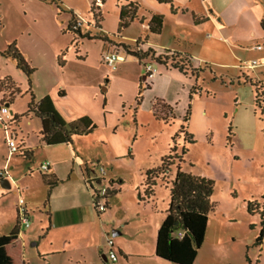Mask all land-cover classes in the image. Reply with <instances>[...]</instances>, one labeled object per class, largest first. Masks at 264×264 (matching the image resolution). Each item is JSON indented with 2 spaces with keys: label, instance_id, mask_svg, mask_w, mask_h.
Segmentation results:
<instances>
[{
  "label": "rangeland",
  "instance_id": "rangeland-1",
  "mask_svg": "<svg viewBox=\"0 0 264 264\" xmlns=\"http://www.w3.org/2000/svg\"><path fill=\"white\" fill-rule=\"evenodd\" d=\"M138 1H142L144 6L139 8L143 11L165 13L161 33L150 34V37L161 44L169 43L187 51L192 55L194 67H200L201 71L193 72L187 67L186 73L189 75L182 77H178L177 73L162 72L161 78L155 81V88L143 92V103L136 106L137 83L145 74L144 65L127 56L121 48L119 53L126 58L125 62L116 63L112 68L102 61V55L108 51L104 50V40L83 38L68 29L72 13L84 21L85 29L88 28L86 23L94 25L90 0H0V77L11 76L20 89L8 108L22 110L30 101L27 76L16 67L15 60L1 54L14 42L34 69L30 77L33 95L38 97L51 91L57 95L56 100H60L58 91L63 90L64 102L77 105L78 113L87 115L95 125L89 134L74 137L72 146H79L82 154L79 155L87 161L90 169H95L97 173L100 167L104 168L101 185L109 186L110 175H117L123 181L122 190L113 194L108 208L100 212V217L108 220L111 227L115 224L121 226V234L112 236L113 230H110L109 238L119 240L128 250L134 248L129 244V238L133 235L149 241L148 234L154 229L156 218L161 219L158 224L164 218L168 189L158 183L151 201L146 203L139 200L138 193L142 194L145 172L157 167L173 146L175 151L171 153L174 154L172 156H179L185 147V162L181 163L183 170L213 181L211 200L215 204L193 264H264V237L257 241L261 222L264 221V122L254 102L256 77L264 69L255 68L253 73L251 70L241 73L233 67L238 60L233 58L228 43L210 23L200 21L192 26L190 12L175 14L172 7L155 0ZM217 1L222 7L223 0ZM102 6L103 22L99 21V25L102 23L109 32L117 31V0H105ZM77 7L79 13L73 12ZM188 7L203 14L206 12L201 0H189ZM140 27L137 22L125 33L132 36L143 31ZM257 41L260 43V40ZM238 55L240 62L255 59L260 63L264 50L243 48ZM149 63L156 68L160 66L153 60ZM194 73H197V77L193 76ZM148 82L150 79L145 77L143 83L148 85ZM193 85H196L198 92L192 94L189 100ZM7 94L5 99L10 98ZM162 95L172 101L174 118L173 113L159 103L156 111L150 108L151 99ZM3 97L4 92L0 91V101ZM188 105V120L184 122ZM28 119L31 124L27 126ZM23 120L30 130L36 129L40 122L33 115L23 117ZM14 124L12 122L8 126L10 132L15 128ZM182 125L192 134L193 143L186 142L183 134L179 133ZM30 130H27L30 144L39 146L38 133ZM40 146L61 147L38 150L30 163L16 155L10 161L13 168L8 170L11 179L21 184V194L13 193V188L4 189L0 184L4 190V194L0 195V234L9 232L14 224L17 198L21 196L30 203V227L20 229L26 237L25 264H52L51 257L47 258L49 262L42 261L37 254L38 248L43 250L52 241V232L47 235L52 229L48 230L47 219L52 196L49 204L46 203L47 190L42 195L39 172L35 170L31 174L28 167L31 164L37 168L44 161L43 152L52 150V157L57 158L65 155L62 146L66 145ZM7 149L0 128V166L8 153ZM169 161L175 164L178 159L173 157ZM174 164L163 178L172 177ZM46 172L48 170H43V173ZM63 186L65 188L59 187V190L64 191L69 185ZM249 202L252 213L247 210ZM146 209L152 210V213ZM124 219L127 222H123ZM151 244V260L141 261L132 256L129 264H172L157 258L154 253L155 240ZM144 248L148 250V246Z\"/></svg>",
  "mask_w": 264,
  "mask_h": 264
},
{
  "label": "crops",
  "instance_id": "crops-1",
  "mask_svg": "<svg viewBox=\"0 0 264 264\" xmlns=\"http://www.w3.org/2000/svg\"><path fill=\"white\" fill-rule=\"evenodd\" d=\"M132 2H136L139 4V7L142 5L141 2L138 0H128ZM157 1V0H155ZM171 3H160L166 4L167 6L172 7L173 13L175 14L179 12L188 13L190 12V20L192 26L197 25V22H205L210 23L214 29L218 32L217 34L221 35L222 39L228 43V46L231 49V53L234 59L238 60V63H234L232 66L237 68L242 72H247L251 70V73L255 70V68L264 69V55H262L263 61L258 63L255 59H251L256 61V66L254 67H243L242 64L244 62H240L239 53L242 52L243 48H247L249 50H256V51H263L264 50V28L261 25L262 19H264V0H223L222 7L221 4L218 3L217 0H201L204 3V7H206V12L203 14L202 12H198L193 9H189L188 2L189 0H181L175 2V0H170ZM158 2V1H157ZM159 3V2H158ZM170 4V5H169ZM219 4V6H218ZM104 6H102L103 8ZM255 10H254V9ZM79 8L77 7L73 12L79 13ZM119 13V10H118ZM162 14L165 18V13L163 11H152L150 10L147 12L146 10L143 11L138 8L137 16L138 18H144L143 23L139 22V19L134 20L126 29H124L119 35L116 34V31L109 32L105 27H103L102 23H100V27L95 28L93 25H89L86 23V26L89 28L85 29L83 24L80 27V32L82 35H89L93 36H105L107 41L105 40L103 44L104 50L108 49V51H115L122 57L116 63L125 62V57H123L119 53L118 47L119 43H133L136 40H139L141 43L139 44V48L142 50H146L147 48H151L155 55L168 53V51H176L181 53H188L187 51H183L182 49H177L174 45L169 43L161 44L156 42L153 37L147 31V24L146 19H148L151 14ZM104 18V17H103ZM198 20V21H194ZM103 22V21H102ZM139 23L141 26L140 28L143 31L139 33H135L132 36L126 35V30L129 27L135 25V23ZM200 24V23H199ZM163 28V25H162ZM95 30L96 32H92ZM146 36V39H144ZM183 36V35H182ZM85 38V37H83ZM80 38V39H83ZM250 41V43H248ZM257 40H260L258 43ZM114 42V43H112ZM244 44V45H243ZM246 46V47H243ZM115 48H118L117 50ZM103 50V51H104ZM190 54V53H188ZM190 56H192L190 54ZM195 54H193V57ZM134 59V58H133ZM136 61V59H135ZM150 62V59H144L143 63ZM249 62V61H247ZM141 65V64H140ZM192 67H194L193 62H191ZM254 69V70H253ZM158 73H156L153 77H151L150 82H148V88H146L143 92H150L155 88V81L161 78L162 74H176L178 77H182L184 75L189 74H182L177 69L159 66L157 68ZM253 70V71H252ZM163 72V73H162ZM162 73V74H161ZM261 73V72H260ZM259 74V73H258ZM243 77L249 78L247 75H242ZM4 77H9L13 81L14 79L11 76H2L0 79ZM140 77V76H139ZM186 77V76H185ZM145 74L141 76L140 81L144 82ZM257 84L261 85L264 88V70L262 71L261 75L257 77ZM139 81V82H140ZM148 81V80H146ZM139 82L137 84H139ZM100 88V85L98 86ZM138 88V85H137ZM137 93V92H136ZM58 95L60 100H56V94L50 91V93H42L38 97H35V100L38 101L39 99L43 98L44 96H49L54 108L56 111L61 115V117L70 122L74 121L84 115L83 113H78V106L75 104H68L65 98V92L63 90L58 91ZM65 100H63V99ZM155 99H162L167 104L173 105L172 101L169 98H165L162 96H155L150 101V108L153 109V103ZM14 97L8 102V99H5V96L0 101V105L3 104L5 106H9L12 103ZM62 101V102H61ZM63 103V104H61ZM143 103V101H142ZM28 105V103H27ZM27 105L22 110H17L15 108H8L10 113L11 121L8 123V126L11 125L12 122L15 124V128L11 129V134H13L15 140V148L11 151L7 145L5 140V133L2 127V123L0 122V128L3 130L4 140L7 145L8 153L4 158L3 165L0 166V180L7 179L10 185V188H13V193L21 194L20 186L21 184L18 181H14L11 179V172H9V168H13L10 165V161L13 155L23 159L24 161L31 162V158L35 155V152L38 150H46L52 147H61V146H40V144H45L41 141L39 131H40V122L36 126V129H27L25 127L26 123H24L23 117H29L33 115V113L26 114ZM71 105V106H70ZM174 110V108H173ZM174 112V111H173ZM35 117V115H33ZM88 117V116H87ZM30 119V118H29ZM27 120V126L31 124V120ZM38 119V118H37ZM30 132L35 134L38 133V144L39 146H33L30 144ZM19 133V134H18ZM17 136L20 139V142L17 143ZM76 137V136H74ZM73 144V143H72ZM67 144H55V145H66L64 147V154L57 158L52 157V150L49 152H43L42 157L44 161L39 163L37 168L31 166L28 167L30 173L32 174L35 170L39 172V177L41 181V190L42 195L45 193V189L48 193V187L42 178V175H51L58 180V183L52 187L49 191L48 201L46 203L49 204V200L52 196V202L49 204V210L47 212V219H48V230L47 233L50 234L52 232V241L49 242L48 247L46 246L45 249H37V254L39 258H42V261H48L49 257L52 258V264H129L130 257H136L139 260L143 261L145 259H152L153 253L151 251V243L156 240V234L161 219L156 218V223H154V229L149 231V241L144 240L143 237L133 235L131 236L129 244H131L134 248L133 249H125L119 240H112V246H109L107 240L109 239L110 230L115 232H121V226L119 224H115L111 227L108 220L101 218L100 213L96 212L92 205V197L91 192L86 184L88 179L93 178L96 174L95 169H90L87 165V161L83 159L80 155L81 151L78 149L79 146H72ZM46 145V144H45ZM29 151L30 156L29 158L22 157V151ZM80 154V155H79ZM11 155V156H10ZM43 162H48V172L43 173V170L40 169V165ZM9 164V165H8ZM5 171V172H4ZM109 183L112 184V187L117 192H120L122 189L123 181L119 179V176H109ZM69 185L67 189L59 190V187L65 188L63 185ZM19 187L17 191V187ZM96 187V185H95ZM9 188V189H10ZM165 188H167L165 186ZM168 189V188H167ZM4 190L0 188V195H3ZM115 193V194H116ZM22 198L19 196L14 204V221L13 226H10L9 231L16 227L17 222V202L18 199ZM23 199V204L29 214V201ZM47 199V198H46ZM152 198L145 200L144 202L151 201ZM169 203V193H168V200L167 206ZM164 209V216L165 210ZM149 213H152V210L146 209ZM164 219V218H163ZM123 222H127L125 219ZM125 224V223H124ZM158 226V227H157ZM30 227V225H29ZM157 227V229H156ZM8 233V232H7ZM6 234V233H4ZM121 234V233H120ZM1 235V234H0ZM18 238L22 241L23 245V254H24V243L26 237L22 235V231L19 230ZM148 246V250L144 248ZM115 247V248H114ZM113 250L117 254V261L113 262L109 259L108 254L109 251ZM154 253H155V244H154ZM119 254V255H118ZM156 255V254H155ZM120 256L122 260H120ZM159 258L158 256H156ZM161 259V258H159ZM164 260V259H162ZM50 261V260H49ZM48 261V262H49ZM166 261V260H164ZM168 262V261H167ZM141 264H146V262H140ZM170 263V262H169Z\"/></svg>",
  "mask_w": 264,
  "mask_h": 264
},
{
  "label": "trees",
  "instance_id": "trees-1",
  "mask_svg": "<svg viewBox=\"0 0 264 264\" xmlns=\"http://www.w3.org/2000/svg\"><path fill=\"white\" fill-rule=\"evenodd\" d=\"M102 5L105 0H101ZM159 3H171L170 0H157ZM118 2V29L116 34H120L123 29H126L134 20L139 19V22L143 23L144 18H138L137 12L139 4L128 0H117ZM102 6H95L93 0H90V11L95 18L94 27H100L99 21H102V14L100 9ZM172 9V8H171ZM173 11V9H172ZM78 16L72 13V18L68 24V29L80 37H86L93 39V36L82 35L80 27L77 26ZM147 24V31L152 35H159L162 31V25L164 21V15L151 14V16L145 20ZM198 21V20H195ZM261 25L264 28V19L261 21ZM94 38L106 40L105 36H95ZM146 39V36L145 38ZM114 43V42H112ZM141 42L136 40L133 43L125 44L119 43L118 47H121L127 56L136 59L140 64H143L144 59H150L155 61L161 66L177 69L182 74H187V67L193 69V72L201 71V68H195L191 65V56L188 53H181L176 51H168L169 54L155 55L151 48L142 50L139 48ZM1 54L6 57H10L15 60L16 67L20 69L28 78V85L30 92V101L27 105L26 114L33 113L40 121V139L46 145L55 144H67L73 143L74 136L86 135L92 132L95 125L91 119L87 116H82L74 121H66L56 111L49 96H44L38 101L35 100L33 93L31 92V80L30 77L34 72V69L28 64L22 53L17 48L16 44L10 43L6 50ZM192 74V73H191ZM193 76L197 77V73ZM148 88L147 84L139 82L137 93L135 96V105L140 106L143 101V91ZM254 102L259 109L260 115L263 116L264 122V88L259 85H254ZM196 85H193L189 92V100L191 95L197 91ZM0 91L7 94L10 98L8 102L20 93V89L16 83L9 77L0 79ZM198 92V91H197ZM158 103L165 108L169 113H173L172 118L175 117L173 106L167 104L162 99H155L153 103V110L156 111ZM189 105L185 111L183 121L188 120ZM179 133H182L184 140L188 143H193V136L190 134L184 125L179 129ZM177 136V135H176ZM174 140V139H173ZM263 140H264V123H263ZM175 151V146L170 148L168 154L161 158L160 164L145 172L143 180L142 194L138 193V199L145 201L150 199L154 195L155 187L158 183L166 186L169 193V203L165 210V216L162 220L156 234L155 240V254L161 259H164L172 264H193L197 257L198 250L204 240L206 228L208 225L209 214L214 210V202L211 200L213 193V181L211 179L194 175L191 172L183 170L181 163L185 162L184 155L187 151L183 147L179 156H172V152ZM22 157L29 158L30 152L22 151ZM177 158L178 162L173 163L169 161L170 158ZM174 164L175 172L172 177L163 178L167 171L170 172V166ZM48 170V169H47ZM162 175V176H161ZM168 176V174H167ZM171 176V175H170ZM47 187V199L49 197V191L54 187L58 180L51 175H42ZM166 178L168 180H166ZM102 180L98 182L102 183ZM92 197V205L96 212L100 213L105 211L110 203V199L116 190L109 183L111 189L108 190L105 196L102 198L98 195L97 189L90 181L86 182ZM98 195V197H97ZM104 201V210L99 211L96 206L97 199ZM248 212L253 211L251 203H247ZM181 234V236H179ZM19 225L16 222V227L6 234L0 235V264H25L22 241L18 238ZM264 237V221L261 222V229L257 241H261Z\"/></svg>",
  "mask_w": 264,
  "mask_h": 264
},
{
  "label": "built area",
  "instance_id": "built-area-1",
  "mask_svg": "<svg viewBox=\"0 0 264 264\" xmlns=\"http://www.w3.org/2000/svg\"><path fill=\"white\" fill-rule=\"evenodd\" d=\"M93 2H94L95 6H99V7L102 6V1L101 0H93ZM83 24H84V21L80 17H78L76 25L80 27ZM121 59H122V57H120L119 54L117 52H115V51H107L106 53H104L102 55V61L106 65H108V66H110L112 68H114L116 62H118ZM242 66L243 67H247V68L254 67V66H256V61L252 60V61H249V62H244L242 64ZM144 69H145V77H146V79H151V77H153L156 73H158L157 68L154 67L149 62L144 64ZM10 121H11V117H10V113L8 111L7 106L1 104L0 105V122L2 123V127H3L4 133H5V140L7 142V145L9 147V149L12 151L15 148V140H14L13 134H11L9 132V129H8V123ZM48 165H49L48 162H43L40 165V169L46 171L48 169ZM104 173H105L104 168L100 167L98 169V172L94 176H92L93 178L87 180V181H90V183L93 186L98 185L96 187V189H97L98 195L101 198L106 195L108 190L111 189L110 185L108 187H106V186H102L101 183L98 182V180H102L103 179V174ZM17 191H18V188H17ZM98 195H97V197H98ZM23 203H24L23 199L19 198L18 202H17V221H18V225H19V230L21 228H28L29 225H30L29 224L28 212H27V210H26V208H25ZM96 206H97L99 211L104 210V207H105L104 201L102 199L98 198L97 201H96ZM179 236H181V234H179ZM107 243H108L109 246H112V239L109 238L107 240ZM108 257L113 262L117 261V254L113 250L109 251Z\"/></svg>",
  "mask_w": 264,
  "mask_h": 264
},
{
  "label": "water",
  "instance_id": "water-1",
  "mask_svg": "<svg viewBox=\"0 0 264 264\" xmlns=\"http://www.w3.org/2000/svg\"><path fill=\"white\" fill-rule=\"evenodd\" d=\"M0 184H1L2 188H4V189H9V188H10V185H9L7 179H1V180H0ZM119 233H120V232H118V231H117V232L112 231L111 235H112V236H115L116 234H119Z\"/></svg>",
  "mask_w": 264,
  "mask_h": 264
}]
</instances>
